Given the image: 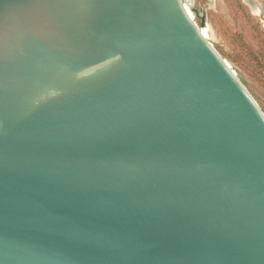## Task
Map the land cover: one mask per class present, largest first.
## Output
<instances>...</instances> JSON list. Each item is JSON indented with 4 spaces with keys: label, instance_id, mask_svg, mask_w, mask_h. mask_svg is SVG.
Instances as JSON below:
<instances>
[{
    "label": "water",
    "instance_id": "water-1",
    "mask_svg": "<svg viewBox=\"0 0 264 264\" xmlns=\"http://www.w3.org/2000/svg\"><path fill=\"white\" fill-rule=\"evenodd\" d=\"M0 264H264V114L182 0H0Z\"/></svg>",
    "mask_w": 264,
    "mask_h": 264
},
{
    "label": "rangeland",
    "instance_id": "rangeland-1",
    "mask_svg": "<svg viewBox=\"0 0 264 264\" xmlns=\"http://www.w3.org/2000/svg\"><path fill=\"white\" fill-rule=\"evenodd\" d=\"M264 11V0H256ZM264 114V22L246 0H182Z\"/></svg>",
    "mask_w": 264,
    "mask_h": 264
},
{
    "label": "bare ground",
    "instance_id": "bare-ground-1",
    "mask_svg": "<svg viewBox=\"0 0 264 264\" xmlns=\"http://www.w3.org/2000/svg\"><path fill=\"white\" fill-rule=\"evenodd\" d=\"M184 8H185V10H186V12H187V14L189 15V17L192 19V17H191V14L193 13L192 12V10L190 9V7H188L187 5H184ZM199 31H200V29H199ZM201 32V31H200ZM201 34H202V32H201ZM203 35V34H202ZM204 37V36H203ZM205 38V37H204ZM206 39V38H205Z\"/></svg>",
    "mask_w": 264,
    "mask_h": 264
}]
</instances>
